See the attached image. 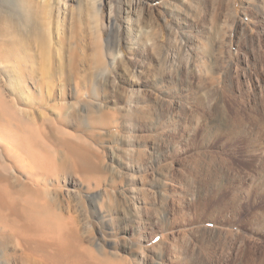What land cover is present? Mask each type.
Segmentation results:
<instances>
[{"label":"rangeland","instance_id":"1","mask_svg":"<svg viewBox=\"0 0 264 264\" xmlns=\"http://www.w3.org/2000/svg\"><path fill=\"white\" fill-rule=\"evenodd\" d=\"M32 2L0 0V264H264V0Z\"/></svg>","mask_w":264,"mask_h":264},{"label":"bare ground","instance_id":"2","mask_svg":"<svg viewBox=\"0 0 264 264\" xmlns=\"http://www.w3.org/2000/svg\"><path fill=\"white\" fill-rule=\"evenodd\" d=\"M13 5H17V7L19 8V10H25V11H27L29 14H31V12H32V8H33V2H32V0H13ZM3 11H5L4 10V8H0V21L3 19V17H4V15H3ZM13 134V133H12ZM2 139V138H1ZM11 139H12V137H11ZM10 142V141H9ZM14 142V141H13ZM20 144V143H19ZM22 144V143H21ZM5 145V144H4ZM6 145H8V144H6ZM16 145H18V143L16 144ZM12 146H14V145H12ZM20 146V145H19ZM9 147H11V146H9ZM8 147V148H9ZM15 147V146H14ZM7 148V147H6ZM7 148V149H8ZM19 148V147H18ZM17 147H16V149H18ZM10 149H12V147L10 148ZM10 149H8V150H10ZM19 150V149H18ZM24 150V149H23ZM6 151V150H5ZM13 151V150H12ZM11 151V152H12ZM20 151V150H19ZM26 151V150H25ZM25 151H22V153H20V152H18L17 150L15 151V149H14V156L15 157H17L16 158V160L17 159H20V163L22 164L23 163V165H25V166H31V164L29 163V161H28V159H27V156L25 155H23V152H25ZM9 152V151H8ZM12 154V153H11ZM13 156V157H14ZM34 156V155H33ZM31 158V157H30ZM16 162V161H15ZM43 163V162H42ZM23 187V186H22ZM41 222V221H40ZM42 223V222H41ZM51 224V223H50ZM60 230V229H59ZM61 233V232H60ZM60 239V238H59ZM63 240V239H62ZM68 242V241H67ZM60 249H62L61 247H60ZM66 249V248H65ZM60 251V250H59ZM64 251H66V250H64ZM69 251V250H68ZM64 253V252H63ZM70 252H68V254H69ZM66 254V253H65ZM63 256H64V254H63ZM53 258V257H52ZM56 264V263H55Z\"/></svg>","mask_w":264,"mask_h":264}]
</instances>
